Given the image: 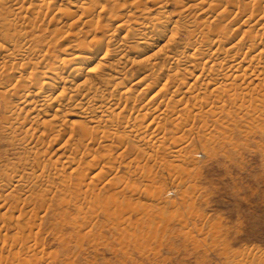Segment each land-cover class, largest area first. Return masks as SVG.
<instances>
[{
  "label": "bare ground",
  "instance_id": "obj_1",
  "mask_svg": "<svg viewBox=\"0 0 264 264\" xmlns=\"http://www.w3.org/2000/svg\"><path fill=\"white\" fill-rule=\"evenodd\" d=\"M146 1L0 0V89L9 102L0 116V242L11 251L33 253L35 219L48 217L63 188L77 206L122 228L145 210L146 203L131 211V191L119 184L137 182L140 160L170 170L158 174L157 184L167 178L171 188L183 179L180 167L176 175L172 161L162 164L211 157L220 147L233 148L239 130L264 124V0H152L155 15ZM52 5L55 13L64 6L59 25L80 26V36L59 54L58 29L50 36L36 32ZM205 12L212 15L200 19L197 13ZM3 145L18 160L10 169L2 165ZM153 170L147 179L160 171ZM144 183L155 202L167 193L155 184L150 195L151 183ZM25 205L32 218L20 214ZM155 205L157 215L162 208ZM149 212L143 215L149 221L135 215L137 226L157 223ZM57 216L58 225L63 218ZM12 254L3 257L0 249V264H10Z\"/></svg>",
  "mask_w": 264,
  "mask_h": 264
},
{
  "label": "rangeland",
  "instance_id": "obj_2",
  "mask_svg": "<svg viewBox=\"0 0 264 264\" xmlns=\"http://www.w3.org/2000/svg\"><path fill=\"white\" fill-rule=\"evenodd\" d=\"M180 1L191 3L189 0ZM145 6L150 8L153 15L158 12V8L152 0H147ZM55 7L56 5H52L47 10L48 17L38 23L36 32L50 36L55 34L56 29H58L59 32H56V34H60L53 35V39L57 40L58 45L55 54H59L62 52V46L70 44L75 37L77 38L74 35L79 33L77 29L80 26L74 27L67 24L68 26L63 27L59 25V21L64 16V6H61L62 12L59 13H55V11L57 12ZM171 7L175 8V5L172 3ZM70 11L75 12L76 10L75 8H70ZM196 11L200 13V10L195 9ZM125 12L124 10L122 11L123 14H126ZM198 13L197 15L200 19L207 17V15H212L207 12ZM52 15L55 17L52 18ZM67 19V21L70 20V24L72 18ZM68 32L73 35L67 38L68 35L66 36V34ZM77 35L80 36L79 34ZM32 39L33 37H28L29 42L34 43L32 48L39 49L40 44ZM153 90H149L147 95ZM2 92L0 89V116L4 103L8 99L2 95ZM130 94H136V87ZM6 103L9 102L6 101ZM242 131L239 130L241 135L239 132L235 133L233 148L225 147L227 148L225 150V148L220 147V151L215 150L217 152H212L215 155L213 154L212 156L211 154V157H209L210 154L204 153L201 154L199 160H182L183 162L178 160L179 163L174 160L177 164L173 160H168L165 166L162 164V167L171 165V173L175 169L176 172L174 173L176 175L180 167L178 175L183 176V179L172 183L171 188L167 187L169 186L167 182L170 179L167 181L166 178L164 182L161 179V182H158L159 185H163L164 192L167 189V193H162L164 194L163 196L159 193V196L163 197L162 199L155 198L160 202L162 201L161 205L158 200L156 202L154 200V185L157 184V179L166 169L162 170L158 161L160 168L152 160H149V162L148 160H140L142 162L141 164L139 163V166L136 165V169L139 170L138 167L140 168L141 166L143 169L147 167L146 170L140 168L143 172L138 171L139 176L141 174V176L144 175L145 177L139 178L137 174L136 181L139 183L132 181L133 178L131 181L132 183L135 182V186L139 185V189L142 188L141 193L140 191L139 193L133 191L135 186L132 187L133 184L128 178H126V181L128 180L127 182H130V185L132 184L133 190L127 182H125L127 185L124 187L125 179H123L124 181L121 179L123 183L119 182V184H123V187L119 186V189L123 188V191H126L127 194L131 191L129 194H132V201L129 204L131 208L136 206L137 209H140V206H143L144 203L150 205H148L149 207L147 206V210L146 205L143 206L146 210L144 212H141V206L139 210L141 215L134 213L133 219H130L127 225L124 224L122 228H117L118 221L107 224L102 217V213L96 209V211H90L85 205V207L77 206L69 197L68 190L63 188L62 196H59L64 200L61 197H57L58 195L54 196L52 201L56 203L54 205L51 204L48 217L41 221L40 217L42 214H39L38 219H35L36 228L34 233L39 236L38 242L36 240L29 243L32 247L34 246L33 249L35 251L33 250V253L32 250L31 253L21 252V249L16 247V249L12 250V258L15 256L16 259L11 258L10 264H264V124L261 123L260 128L255 131ZM4 146L6 145H3L2 149H5L6 153L1 152L4 155H1V157L3 156L1 158L2 165L10 169L11 165L17 163L18 160L14 162V157L12 158L13 160L11 159L10 149ZM2 149L1 151H3ZM4 157L6 159L3 160ZM128 161L131 160H125L124 162L127 163ZM170 161L174 164H170ZM134 163L132 166L136 164ZM142 163L145 164L143 165ZM151 164L154 165V168H152L153 165ZM174 166L177 168L173 169ZM170 167H167V170ZM134 168L132 167V169ZM155 168L156 170H153V172L160 171L157 175L150 173L147 179L148 171ZM106 171L108 170L106 169ZM169 171H166L167 176L170 175ZM113 173L118 174V171ZM121 174L122 172L119 173V176ZM166 175L163 174V176ZM138 178H143L142 182L138 181ZM143 182L146 185L151 183L152 192H149L150 195L151 193L154 195H152L153 197H150L148 192L146 194V190L143 191V188H149L148 186L143 187ZM180 185H182L181 188L179 187ZM183 186L184 188H182ZM126 188H129L130 191H127L129 189ZM181 190L182 192L185 190V195L181 193ZM155 194L158 195L157 192ZM170 195L176 198L170 197ZM179 195H184V197ZM149 197L151 198L150 200L148 199ZM49 198L52 197L50 196ZM62 200L66 205L64 202L62 203ZM133 202L135 203L133 204ZM153 202L154 207L158 203L162 208L159 207V210H161L160 212L157 210V215L155 214L156 210L153 209L158 208L151 206ZM134 207L131 211L135 210ZM28 209L30 207L25 205L20 214L26 215L25 213H27ZM147 212H149L148 214L154 212L151 215L154 214L155 218L158 217L156 219L157 223L152 220L155 224L152 222L144 224L146 223L144 221H149L146 219L149 217L148 215V217L146 216ZM14 215H18V213ZM57 215H62L63 218V221L59 218V226L57 225L58 220L54 221L53 219V217H58ZM135 215H139L137 216L138 218L141 216V219L144 220H140L138 223L140 231H138V226L135 223L137 221ZM27 217L32 218V213L30 214L29 212ZM151 223L154 225L152 226ZM133 225L135 226L133 227ZM3 245L0 242L1 254L5 257L12 251L9 245Z\"/></svg>",
  "mask_w": 264,
  "mask_h": 264
}]
</instances>
